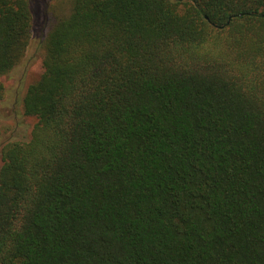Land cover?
I'll return each instance as SVG.
<instances>
[{"label": "trees", "instance_id": "obj_1", "mask_svg": "<svg viewBox=\"0 0 264 264\" xmlns=\"http://www.w3.org/2000/svg\"><path fill=\"white\" fill-rule=\"evenodd\" d=\"M37 8L0 0V105ZM42 22L0 264H264V0H66Z\"/></svg>", "mask_w": 264, "mask_h": 264}, {"label": "rangeland", "instance_id": "obj_2", "mask_svg": "<svg viewBox=\"0 0 264 264\" xmlns=\"http://www.w3.org/2000/svg\"><path fill=\"white\" fill-rule=\"evenodd\" d=\"M37 8L35 31L31 38L27 53L9 74L2 77L6 87V95L0 105V167L3 163L1 148L8 139H25L30 137L37 122L35 116L25 115L22 99L30 84L38 80L44 70V48L37 29L44 25V13L49 7L51 13L57 14L66 0H33ZM44 1V2H43Z\"/></svg>", "mask_w": 264, "mask_h": 264}]
</instances>
